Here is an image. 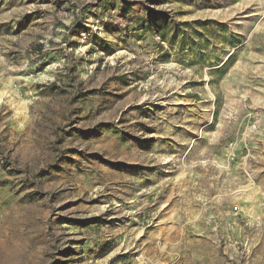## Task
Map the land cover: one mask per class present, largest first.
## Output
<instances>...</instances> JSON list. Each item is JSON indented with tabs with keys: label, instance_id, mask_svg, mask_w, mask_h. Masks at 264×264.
<instances>
[{
	"label": "rangeland",
	"instance_id": "rangeland-1",
	"mask_svg": "<svg viewBox=\"0 0 264 264\" xmlns=\"http://www.w3.org/2000/svg\"><path fill=\"white\" fill-rule=\"evenodd\" d=\"M135 257L264 264V0H0V264Z\"/></svg>",
	"mask_w": 264,
	"mask_h": 264
},
{
	"label": "built area",
	"instance_id": "built-area-1",
	"mask_svg": "<svg viewBox=\"0 0 264 264\" xmlns=\"http://www.w3.org/2000/svg\"><path fill=\"white\" fill-rule=\"evenodd\" d=\"M253 128H255V126H253ZM253 132H257V131H253ZM229 157L231 159H234L235 154L233 153L232 149H230V154ZM234 211H237V207H234L233 209ZM127 264H148L144 261V259H140V257H135L134 260L128 261Z\"/></svg>",
	"mask_w": 264,
	"mask_h": 264
},
{
	"label": "trees",
	"instance_id": "trees-1",
	"mask_svg": "<svg viewBox=\"0 0 264 264\" xmlns=\"http://www.w3.org/2000/svg\"><path fill=\"white\" fill-rule=\"evenodd\" d=\"M153 21L154 22H158V19L157 18H155V19H153ZM194 24H201L199 21H195L194 22ZM186 26H191L190 24H187V23H180L179 24V27H186ZM180 30H182L181 28H179ZM160 36H161V38H162V41H164V35L162 34V33H160Z\"/></svg>",
	"mask_w": 264,
	"mask_h": 264
}]
</instances>
